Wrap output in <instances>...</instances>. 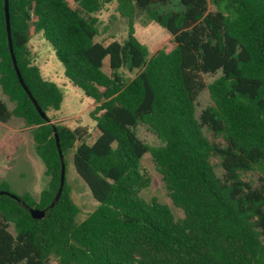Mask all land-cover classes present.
<instances>
[{
  "label": "trees",
  "instance_id": "trees-1",
  "mask_svg": "<svg viewBox=\"0 0 264 264\" xmlns=\"http://www.w3.org/2000/svg\"><path fill=\"white\" fill-rule=\"evenodd\" d=\"M8 0L12 48L22 79L50 119L36 111L20 85L8 50L0 0V121L20 118L31 127L35 152L48 177L37 197L17 194L43 218L0 194V264H264V0H116L127 18L123 40H96V15L109 0ZM213 7L212 9L210 7ZM136 11L174 42L152 54L135 35ZM51 44L70 83L94 101L87 125L57 120L62 93L32 61L29 28ZM107 57L109 71L103 69ZM124 70L133 76L125 75ZM203 74L216 76L205 82ZM211 103L195 115L199 92ZM60 149H72L76 173L97 206L76 220L66 180L58 186ZM143 124L158 139L137 134ZM212 135L210 139L204 132ZM220 141H215V139ZM151 155L172 204L145 199L141 168ZM217 157L218 174L211 162ZM258 173L256 183L246 180Z\"/></svg>",
  "mask_w": 264,
  "mask_h": 264
},
{
  "label": "rangeland",
  "instance_id": "rangeland-1",
  "mask_svg": "<svg viewBox=\"0 0 264 264\" xmlns=\"http://www.w3.org/2000/svg\"><path fill=\"white\" fill-rule=\"evenodd\" d=\"M68 2L70 5L76 6L71 0H68ZM116 6V0H109L96 13L99 19V33L95 37L96 40L106 43L113 39L121 41L125 38L128 29L127 18L118 13ZM168 7L178 8V0H171ZM133 25L136 37L147 46L150 54L158 49L168 51L173 47L172 36L157 23L148 20L142 12L136 11L134 13ZM28 32V46L32 52L33 63L39 67L42 78L54 82L62 93V103L60 109L56 112V119L69 127H74L77 124L87 125L90 129V140H93L97 136L95 122L89 114L94 104L93 99L86 96L66 78L62 63L57 59L51 44L42 36V33L35 31L32 26ZM103 62V69L108 72L107 57L104 58ZM124 73L131 77L134 75L135 70L132 72L124 70ZM215 76L216 74H203L206 83ZM0 99L5 101L10 108L13 106V102L8 100L1 89ZM210 103L209 93L205 87L196 98L195 115L198 117L201 109ZM13 120H15V127L17 128L26 125L20 118ZM7 126H12V122H7ZM5 130L7 128L3 130L0 128V134ZM203 130L212 139L211 133L205 127ZM18 134L21 139L17 142L0 145V182L5 181L9 189L15 193L20 194L22 191L28 190L33 196H37L38 191L45 186L48 177L44 174L42 160L35 152V143L31 138L29 129L22 130ZM137 134L150 145L159 142L157 137L143 124L138 125ZM215 141H220V139L217 138ZM72 153L73 151L70 149L65 155L66 180L70 187L71 198L78 207L76 220L79 221L97 206V202L92 197L86 183L76 173L72 162ZM211 162L215 171L221 174L222 168L219 165L218 158L212 157ZM140 163L142 170L149 177V184L140 191V195L145 199L155 197L158 201L169 205L175 217L182 216L181 209L172 204L160 173L157 171L148 152L143 154ZM258 175L254 171H248L243 174V177L252 183H256ZM49 264H56V262L51 258Z\"/></svg>",
  "mask_w": 264,
  "mask_h": 264
},
{
  "label": "water",
  "instance_id": "water-1",
  "mask_svg": "<svg viewBox=\"0 0 264 264\" xmlns=\"http://www.w3.org/2000/svg\"><path fill=\"white\" fill-rule=\"evenodd\" d=\"M3 9H4V20H5V28H6V37H7V43H8V50H9V54H10V57H11L12 66H13V69L15 71V74H16V76L18 78V81H19L20 85L22 86V88L26 92L27 96L31 100V102L34 105V107H35L36 111L38 112V114L45 121L50 122V119L44 113V111L41 109V107L38 105V103L36 102L35 98L31 94L29 88L27 87V85L23 81L21 73L19 71V68H18V65H17V62H16V58H15V54L13 52L12 41H11V36H10L8 0H3ZM51 124H52V127H53V136H54V139H55L56 148H57L59 159H60V175H59V186H58V188H57L52 200L48 204L49 208L52 207L54 202L58 199V197H59V195L61 193V190H62V186H63L64 180H65L64 158H63V154H62L61 149H60L59 138H58V134H57L56 128H55L53 122H51ZM0 194H6V195L10 196L11 198L15 199L16 201H18L25 209L28 210V212H29V214H30V216L32 218L40 219V218H43L45 216V214H46V208L39 209V208L31 207L26 202H24L15 193L0 189Z\"/></svg>",
  "mask_w": 264,
  "mask_h": 264
},
{
  "label": "crops",
  "instance_id": "crops-1",
  "mask_svg": "<svg viewBox=\"0 0 264 264\" xmlns=\"http://www.w3.org/2000/svg\"><path fill=\"white\" fill-rule=\"evenodd\" d=\"M13 119H15V118H11V119H9V120H7L6 122H2V121H0V128L3 130L4 128H7V130H5V131H3L1 134H0V145H2V144H7L8 142L9 143H15V142H17L18 140H20L21 139V137H19L18 135V132L20 133V132H22V130L23 131H26L27 129H29V132L31 133V138H32V132H31V127L30 126H28V125H24V126H19L18 128L17 127H15V125H16V122H15V120H13ZM12 122V126H7V122ZM43 188V187H42ZM41 188V189H42ZM40 189V190H41ZM40 190L38 191V193H37V196H38V194H39V192H40ZM24 191H28V190H24ZM24 191H22V192H24ZM21 192V193H22ZM28 192H30V191H28ZM37 196H34V197H37Z\"/></svg>",
  "mask_w": 264,
  "mask_h": 264
}]
</instances>
